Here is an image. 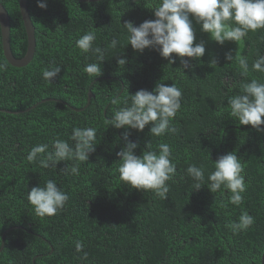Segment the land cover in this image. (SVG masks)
I'll return each mask as SVG.
<instances>
[{
  "label": "trees",
  "instance_id": "trees-1",
  "mask_svg": "<svg viewBox=\"0 0 264 264\" xmlns=\"http://www.w3.org/2000/svg\"><path fill=\"white\" fill-rule=\"evenodd\" d=\"M0 3L9 16L11 51L22 57L26 35L18 0ZM46 3L41 9L36 0H27L36 45L26 66L7 63L0 36V109L24 110L50 99L22 113L0 112V240L6 229L22 227L5 234L0 264H261L264 132L236 123L225 93L239 94L253 79L264 83V72L252 69L264 56V28L220 45L194 24L196 42L204 41L206 50L201 60L185 57L191 68L183 72L179 59L170 64L155 50L141 53L127 45L123 24L138 26L154 19L151 7L159 0ZM89 31L96 36L92 47L101 48L105 57L102 73L94 78L83 69L96 62L95 54L76 46ZM112 40L117 41L115 48ZM226 52L232 55L230 61ZM121 56L127 60L123 68L116 63ZM241 57L247 60V73L240 68ZM213 58L217 64L211 63ZM52 67L60 72L44 79V70ZM157 82L175 84L182 92L181 107L171 120L176 131L154 136L147 125L142 132L128 130V140L138 143L137 155L142 149L159 154L160 144L169 145L176 172L167 182V199L129 188L119 179L116 153L124 147L125 129L105 123L126 101L131 103L130 94L141 88L151 91ZM88 89L93 97L84 107ZM77 127L96 129L95 151L88 161H61L56 169H45L39 159L46 154L27 160L33 146L47 144L51 151L55 139L74 147L70 136ZM228 152L240 158L244 169L246 190L239 205L229 202L231 193L223 188L215 193L205 185L191 190L194 181L186 173L189 165L202 167L208 184L214 160ZM65 164H78V174L62 171ZM50 178L69 198L55 215L39 217L26 194ZM243 213L252 216L253 223L234 233L226 225L238 222ZM77 241L83 245L80 251Z\"/></svg>",
  "mask_w": 264,
  "mask_h": 264
},
{
  "label": "clouds",
  "instance_id": "clouds-1",
  "mask_svg": "<svg viewBox=\"0 0 264 264\" xmlns=\"http://www.w3.org/2000/svg\"><path fill=\"white\" fill-rule=\"evenodd\" d=\"M37 7L47 8L46 0H36ZM154 19L144 20L138 26L131 21L123 25L127 30V45L134 51L143 52L152 49L174 64L176 59L184 68H191L185 57L194 60L200 59L205 54L204 41L196 42V30L194 24L199 25L202 33L217 44L223 45L226 41H240L248 33L264 28V0H159L158 5L151 7ZM96 39L93 32L89 31L76 40V46L83 52H92L96 56V62L86 65L83 71L91 77H97L102 73L101 64L105 60L104 51L93 48L92 43ZM111 46L115 48L117 41L112 40ZM175 54V55H173ZM225 59L230 61L232 55L226 52ZM119 67L127 63L121 56L116 60ZM212 64H217L213 58ZM240 68L244 73L248 71L247 60L243 57L239 60ZM254 71L264 72V56L258 57L252 64ZM60 72L59 67L45 69L43 78L52 80ZM227 96V104L230 106V116L239 125H250L257 132H264V83L253 79L242 85V92ZM182 92L175 84L167 85L157 82L149 91L139 89L130 94L131 103L115 111L111 119L105 121L115 129H125L123 139L124 147L116 153L121 163L118 166L119 179L129 188L138 191H153L160 199H167L169 187L167 182L172 180L176 167L171 161L169 145L160 144L159 154L155 151H143L135 154L139 147L137 142L128 140V130L142 132L150 125L149 132L154 136H162L165 132H175L171 126V120L181 107ZM113 103H116L114 100ZM70 139L75 142L70 147L67 141L55 139L52 142V150L47 144H38L31 148L27 154V160L34 162L38 154H46L39 159V164L45 169H56L61 161L74 160L81 163L88 161L89 154L95 151L96 129L93 127L73 128ZM67 170L72 174H78L79 165L69 168L65 164L62 171ZM243 165L240 158L233 153L219 155L214 160L212 171L204 183V170L202 167L189 165L186 173L192 177L194 183L191 190H199L205 185L211 193L222 188L231 193L229 202L234 205L241 204L245 189V179L242 175ZM68 195L61 190L55 179H47L43 186L37 184L26 194L27 202L34 207L35 214L39 217L53 216L62 209L68 200ZM253 223V217L243 213L238 222H230L227 227L235 233L246 230ZM3 241L0 240V244ZM76 250L83 248L81 242H76Z\"/></svg>",
  "mask_w": 264,
  "mask_h": 264
},
{
  "label": "water",
  "instance_id": "water-1",
  "mask_svg": "<svg viewBox=\"0 0 264 264\" xmlns=\"http://www.w3.org/2000/svg\"><path fill=\"white\" fill-rule=\"evenodd\" d=\"M76 1L95 2V1H100V0H76ZM18 8H19L20 17H21V20H22V23L24 26V30H25V35H26V51L22 57H15L11 51L9 16H8V13H7L5 7L0 3V36H1V46H2L3 56H4V58L8 64H10L13 67H17V68L26 66L31 61V59L33 58V55L35 53V45H36L35 28L32 24L30 16H29L28 7H27V0H18ZM92 97H93V94H92L91 90L88 89V91H87V102H86V105L84 107H86L89 104L90 99ZM49 100L50 99H43V100L33 104L32 106H30L24 110L12 111V110H7V109H0V112H5V113H9V114H12V113L18 114V113H22L24 111H28L29 109L35 107L36 105H38L42 102H45V101H49ZM55 100L67 105V103L62 101V100H59V99H55ZM83 108H80V109L73 108V109L76 111H79V110H82ZM263 208H264V206H263ZM12 229H22V227L21 226H12V227L6 229L2 233L1 240L3 241V243L0 245V251L2 250V248L4 246L5 234ZM261 264H264V250H263L262 255H261Z\"/></svg>",
  "mask_w": 264,
  "mask_h": 264
}]
</instances>
